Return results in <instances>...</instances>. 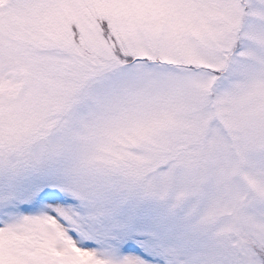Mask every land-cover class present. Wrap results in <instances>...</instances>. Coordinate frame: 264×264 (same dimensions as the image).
Instances as JSON below:
<instances>
[{
	"label": "snow or ice",
	"instance_id": "obj_1",
	"mask_svg": "<svg viewBox=\"0 0 264 264\" xmlns=\"http://www.w3.org/2000/svg\"><path fill=\"white\" fill-rule=\"evenodd\" d=\"M0 264H264V0H0Z\"/></svg>",
	"mask_w": 264,
	"mask_h": 264
}]
</instances>
